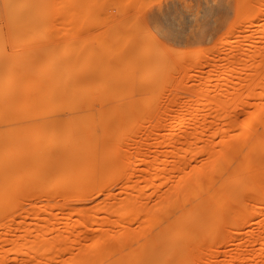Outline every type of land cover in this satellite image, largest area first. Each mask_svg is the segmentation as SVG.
I'll list each match as a JSON object with an SVG mask.
<instances>
[{
	"label": "rangeland",
	"instance_id": "374dc122",
	"mask_svg": "<svg viewBox=\"0 0 264 264\" xmlns=\"http://www.w3.org/2000/svg\"><path fill=\"white\" fill-rule=\"evenodd\" d=\"M263 5L264 0H0V264H138L135 254L145 235L134 232L129 210L50 208L53 198L35 203L53 186L44 163L54 147L64 148L83 130L100 137L98 116L86 111H160L132 120L118 142L116 132L109 134L106 152L120 154L148 143V122L169 111H264V83L244 76L255 68L238 75L241 64L231 69L234 64L223 61L212 72L214 58L206 54L246 35L262 46L264 15L257 13ZM161 18L178 23L161 33ZM200 50L210 59L198 57ZM252 88L254 97H246ZM150 142L155 157L173 147L186 156L185 146L161 145V135ZM249 168L247 163L246 206L258 202L264 208V182L258 185ZM75 170L60 175L75 176ZM256 171L264 173V163ZM248 227L241 237L251 264L264 233L261 242L247 231L264 232V225ZM216 250L224 254V247ZM180 261L206 264L205 256Z\"/></svg>",
	"mask_w": 264,
	"mask_h": 264
},
{
	"label": "bare ground",
	"instance_id": "6f19581e",
	"mask_svg": "<svg viewBox=\"0 0 264 264\" xmlns=\"http://www.w3.org/2000/svg\"><path fill=\"white\" fill-rule=\"evenodd\" d=\"M257 14L264 15V5ZM251 25L252 22L247 23L246 32ZM243 37L234 42L235 45L222 44L206 51L207 56L214 58L212 72L218 62L234 64L231 69L241 64L238 75L255 68L253 75H244L245 79L261 85L264 83V43L254 45L252 37ZM199 53L203 61L210 59L205 58L204 51ZM207 77L202 78L203 82L208 81L210 77ZM246 97H254L253 88ZM37 100L38 106L41 100ZM86 112L88 117L98 116L100 137L85 133L82 123L79 130L83 132L67 146L53 148V158L46 160L43 167L51 176L53 186L41 192L35 203L53 198L55 204L50 208L129 210L134 232L145 235L144 243L135 254L138 264H182L180 260L186 255L191 261L205 256L206 264H247L244 230L251 224L264 225V208L258 202L246 206L245 166L250 164L249 174L255 176L258 185L264 182V173L255 172L264 163V111H241L240 114L236 111H169L155 122H148V143H135L133 152L123 154L106 152L109 134L116 132L114 141L118 142L127 131L123 128L132 120L160 111ZM182 132L187 133L184 138H175ZM160 135L161 145L172 142V145L185 146L187 157L181 158L175 147L165 155L153 156L151 151L155 144L150 140ZM71 168H76L75 176L60 175ZM107 170H112V174L104 178ZM35 203L26 206L43 207ZM168 207L173 210L168 212ZM219 230L223 233L216 240ZM248 233L262 242L261 229H250ZM209 242L214 246L210 247ZM259 245V249L251 252V264H261L264 245ZM218 247H224L223 255L216 252Z\"/></svg>",
	"mask_w": 264,
	"mask_h": 264
},
{
	"label": "snow or ice",
	"instance_id": "6c2138e0",
	"mask_svg": "<svg viewBox=\"0 0 264 264\" xmlns=\"http://www.w3.org/2000/svg\"><path fill=\"white\" fill-rule=\"evenodd\" d=\"M177 23V20H173L170 18H161L158 21V27L161 33H167L174 29Z\"/></svg>",
	"mask_w": 264,
	"mask_h": 264
}]
</instances>
